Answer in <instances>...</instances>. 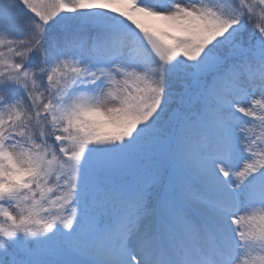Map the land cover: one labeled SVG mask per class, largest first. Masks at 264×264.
<instances>
[{
    "label": "snow or ice",
    "instance_id": "obj_1",
    "mask_svg": "<svg viewBox=\"0 0 264 264\" xmlns=\"http://www.w3.org/2000/svg\"><path fill=\"white\" fill-rule=\"evenodd\" d=\"M0 264H264V0H0Z\"/></svg>",
    "mask_w": 264,
    "mask_h": 264
}]
</instances>
